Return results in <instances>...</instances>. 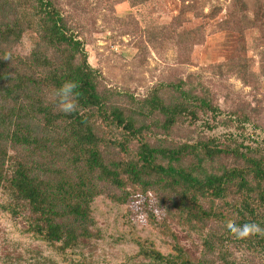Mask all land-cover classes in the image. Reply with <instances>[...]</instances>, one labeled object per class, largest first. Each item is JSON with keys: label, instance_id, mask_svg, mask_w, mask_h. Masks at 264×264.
Instances as JSON below:
<instances>
[{"label": "trees", "instance_id": "obj_1", "mask_svg": "<svg viewBox=\"0 0 264 264\" xmlns=\"http://www.w3.org/2000/svg\"><path fill=\"white\" fill-rule=\"evenodd\" d=\"M0 1V198L10 197L15 213L29 212L30 232L66 254L101 236L92 207L97 197L122 205L152 192L166 212L163 223L175 217L198 235L202 249L193 256L173 233L171 253L142 242L139 257L230 264L231 245L264 248V238L237 239L225 226L232 219L264 227V138L247 136V124L260 128L252 115L221 109L211 90L184 79L163 82L141 99L107 88L89 62L80 25L55 0ZM217 12L214 6L204 18ZM217 24L238 32L241 51L232 66L248 73L245 29H260L264 41V0H232ZM27 31L37 36L34 49L28 57L14 55ZM8 54L11 60L3 59ZM66 80L79 84V109L71 115L54 103ZM204 118L209 129L224 125L237 133L174 137ZM150 218L157 221L152 211Z\"/></svg>", "mask_w": 264, "mask_h": 264}, {"label": "rangeland", "instance_id": "obj_2", "mask_svg": "<svg viewBox=\"0 0 264 264\" xmlns=\"http://www.w3.org/2000/svg\"><path fill=\"white\" fill-rule=\"evenodd\" d=\"M55 1L80 25L89 62L100 70L107 88L126 90L141 99L163 82L188 80L193 86L211 90L221 109L247 111L261 128L247 124V136L264 138L263 35L258 28L245 29L243 57L248 58L249 72L242 75L239 65L234 68L231 61L241 51L238 32H223L217 24L232 0H150L135 6L130 0ZM214 6L219 8L217 18L205 19ZM36 38L34 32H25L13 54L30 56ZM121 104L130 105L125 99ZM205 120L191 128H179L174 137L196 140L199 134L223 138L229 132L237 133L234 127L224 125L209 129ZM10 205L11 198L1 196L0 264H154L137 255L140 243H153L167 255L172 252L173 233L193 256H199L202 249L198 235L175 217L163 223L166 212L152 192L136 195L122 205L106 195L97 197L92 207L101 236L85 240L66 254L29 231L27 210L15 213ZM150 211L156 222H152ZM230 251V264H264L263 247L231 245Z\"/></svg>", "mask_w": 264, "mask_h": 264}, {"label": "clouds", "instance_id": "obj_3", "mask_svg": "<svg viewBox=\"0 0 264 264\" xmlns=\"http://www.w3.org/2000/svg\"><path fill=\"white\" fill-rule=\"evenodd\" d=\"M5 60H11V55H5ZM79 84L74 80H66L56 89L54 103L57 109L65 115H71L79 109ZM225 226L231 234L237 239H248L254 236L264 238V227L258 223L250 222L239 225L235 220L229 219L225 222Z\"/></svg>", "mask_w": 264, "mask_h": 264}]
</instances>
